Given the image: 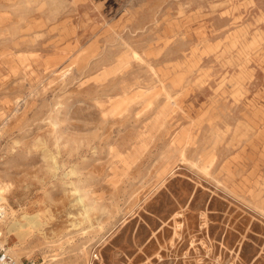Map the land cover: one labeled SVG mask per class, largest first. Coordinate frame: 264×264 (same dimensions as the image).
Masks as SVG:
<instances>
[{"label":"rangeland","instance_id":"1","mask_svg":"<svg viewBox=\"0 0 264 264\" xmlns=\"http://www.w3.org/2000/svg\"><path fill=\"white\" fill-rule=\"evenodd\" d=\"M0 184L15 264H264V0H0Z\"/></svg>","mask_w":264,"mask_h":264},{"label":"built area","instance_id":"2","mask_svg":"<svg viewBox=\"0 0 264 264\" xmlns=\"http://www.w3.org/2000/svg\"><path fill=\"white\" fill-rule=\"evenodd\" d=\"M6 213L3 207L0 208V220L5 218ZM16 257L13 254L10 246L8 245L5 237L3 235V231H0V264H15ZM23 264H35L34 261L28 259L23 262Z\"/></svg>","mask_w":264,"mask_h":264},{"label":"bare ground","instance_id":"3","mask_svg":"<svg viewBox=\"0 0 264 264\" xmlns=\"http://www.w3.org/2000/svg\"><path fill=\"white\" fill-rule=\"evenodd\" d=\"M6 186H2L1 184H0V202H7V197H6V195H5V190H6ZM1 207H3L4 209H5V213H6V216H5V218H3V219H1L0 220V223H1V221H5L6 219H7V217H8V210L6 209V207L4 206V205H0V208ZM31 216V215H30ZM22 217L24 218V217H28V215L27 214H23L22 215ZM31 218H33V216H31ZM36 219V218H35ZM15 224L14 225H12V226H18L19 224L20 225H23L24 223H21V221H19V219H16L15 221ZM26 222V221H25ZM0 231H3V229H1L0 228ZM4 235V234H3Z\"/></svg>","mask_w":264,"mask_h":264},{"label":"crops","instance_id":"4","mask_svg":"<svg viewBox=\"0 0 264 264\" xmlns=\"http://www.w3.org/2000/svg\"><path fill=\"white\" fill-rule=\"evenodd\" d=\"M30 224H24V225H20V226H17L15 228L12 229L11 233L9 232V236L10 235H15L17 237V233L20 232V230L22 229H25L26 227H28Z\"/></svg>","mask_w":264,"mask_h":264}]
</instances>
